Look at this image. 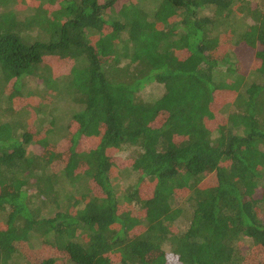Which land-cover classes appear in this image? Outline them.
Here are the masks:
<instances>
[{
	"label": "trees",
	"instance_id": "16d2710c",
	"mask_svg": "<svg viewBox=\"0 0 264 264\" xmlns=\"http://www.w3.org/2000/svg\"><path fill=\"white\" fill-rule=\"evenodd\" d=\"M0 264H264V0H0Z\"/></svg>",
	"mask_w": 264,
	"mask_h": 264
},
{
	"label": "rangeland",
	"instance_id": "374dc122",
	"mask_svg": "<svg viewBox=\"0 0 264 264\" xmlns=\"http://www.w3.org/2000/svg\"><path fill=\"white\" fill-rule=\"evenodd\" d=\"M248 21H250V22H252V18L250 17L249 19H248ZM239 63H238V65H240V69H242V70H247V71H250L249 70V67H247V65L241 60V61H238ZM64 71H69V66H67V68L64 70ZM34 85V87H36L35 86V83H33ZM160 87H161V85L160 84H156V83H153V84H150V85H148L146 88H145V92H143L144 93V96L145 97H147V96H149V95H152V96H154V94L155 93H157V92H161V90H160ZM162 88V87H161ZM221 99V93H220V89L217 91V100L219 101ZM51 100V98H49L47 101H50ZM43 101V97H40L39 98V100L37 99H31V98H28L27 99V101L26 102H24V103H19V105H18V108H20V107H23L24 105H26V106H32V105H37V104H39L40 102H42ZM60 108L58 109V113H62L63 115H66V113H69V112H72L74 109H75V107H76V105L75 104H72L69 100H67V99H65V100H62L61 102H60ZM28 117H30V119H31V121L30 122H32V124H31V126L30 127H32V129L34 128L33 126H36V123L37 124H40V125H46V124H48L49 123V120H51V106H50V108H49V110L48 111H44V112H42V113H33L32 115H29ZM35 129V128H34ZM36 130V129H35ZM53 134H54V136H53ZM52 134V136L54 137V138H56V139H60V138H62V137H60V134L59 133H53ZM63 135V134H62ZM58 137H60V138H58ZM32 148H34V150H33V152H35L36 153V151L35 150H37V152L38 151H40V148H39V146H37V145H32ZM121 176L122 175H120L119 177L121 178ZM134 180H135V177L134 176H129L128 178L126 177L125 178V176H122V178L121 179H119L118 180V182L117 183H119L120 184V186L121 185H123L122 187H121V189H120V191L121 192H123L124 190H125V187L124 186H128L130 183H132V182H134ZM184 223V222H183ZM39 242H35L34 243V245H35V248H33L32 247V251H31V253L34 255V254H38V255H40L41 254V247L39 246V244H38Z\"/></svg>",
	"mask_w": 264,
	"mask_h": 264
}]
</instances>
